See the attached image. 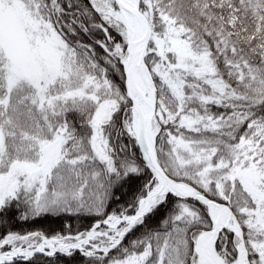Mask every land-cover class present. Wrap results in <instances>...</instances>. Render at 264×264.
<instances>
[{
	"label": "snow or ice",
	"instance_id": "6c2138e0",
	"mask_svg": "<svg viewBox=\"0 0 264 264\" xmlns=\"http://www.w3.org/2000/svg\"><path fill=\"white\" fill-rule=\"evenodd\" d=\"M0 264H264V0H0Z\"/></svg>",
	"mask_w": 264,
	"mask_h": 264
},
{
	"label": "trees",
	"instance_id": "16d2710c",
	"mask_svg": "<svg viewBox=\"0 0 264 264\" xmlns=\"http://www.w3.org/2000/svg\"><path fill=\"white\" fill-rule=\"evenodd\" d=\"M71 224V230L73 233L77 229L83 230L90 223L87 219L77 220L75 217H48L35 223L27 224H15L13 230L17 232H27L32 230H41L48 236L56 233L65 232V226ZM79 259V257H77Z\"/></svg>",
	"mask_w": 264,
	"mask_h": 264
}]
</instances>
